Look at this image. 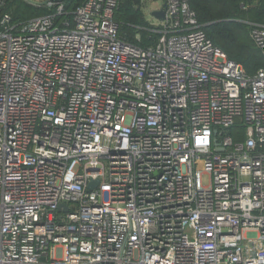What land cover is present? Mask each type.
Masks as SVG:
<instances>
[{
    "label": "built area",
    "instance_id": "built-area-1",
    "mask_svg": "<svg viewBox=\"0 0 264 264\" xmlns=\"http://www.w3.org/2000/svg\"><path fill=\"white\" fill-rule=\"evenodd\" d=\"M25 1L49 12L0 0V264H264V67L188 0L145 47L120 0Z\"/></svg>",
    "mask_w": 264,
    "mask_h": 264
},
{
    "label": "trees",
    "instance_id": "trees-1",
    "mask_svg": "<svg viewBox=\"0 0 264 264\" xmlns=\"http://www.w3.org/2000/svg\"><path fill=\"white\" fill-rule=\"evenodd\" d=\"M84 0H65L71 10ZM196 11L202 28L228 58L239 63L249 75L264 67V54L250 34L247 22L264 24V0H188ZM142 0H120L115 14L121 24L122 36L140 46L150 44L152 33L142 14ZM245 6V7H244ZM15 20L47 14L46 7L25 0H13L9 6Z\"/></svg>",
    "mask_w": 264,
    "mask_h": 264
},
{
    "label": "rangeland",
    "instance_id": "rangeland-1",
    "mask_svg": "<svg viewBox=\"0 0 264 264\" xmlns=\"http://www.w3.org/2000/svg\"><path fill=\"white\" fill-rule=\"evenodd\" d=\"M164 2H165L164 0H142V6H141L142 14L144 19L148 23H150V25L152 23L157 22L156 17L153 15V11L162 8Z\"/></svg>",
    "mask_w": 264,
    "mask_h": 264
},
{
    "label": "water",
    "instance_id": "water-1",
    "mask_svg": "<svg viewBox=\"0 0 264 264\" xmlns=\"http://www.w3.org/2000/svg\"><path fill=\"white\" fill-rule=\"evenodd\" d=\"M165 5H163L162 8L160 9H156L153 11V15L159 19V20H163L165 18ZM99 182V180H93L90 184H89V188L92 189L93 187H95V185H97Z\"/></svg>",
    "mask_w": 264,
    "mask_h": 264
}]
</instances>
